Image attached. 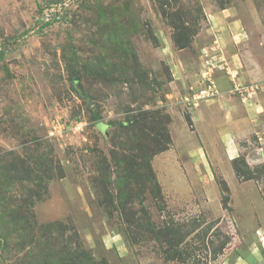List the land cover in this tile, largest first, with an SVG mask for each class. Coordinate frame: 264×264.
<instances>
[{"label":"rangeland","instance_id":"1","mask_svg":"<svg viewBox=\"0 0 264 264\" xmlns=\"http://www.w3.org/2000/svg\"><path fill=\"white\" fill-rule=\"evenodd\" d=\"M263 72L264 0H0V264L41 259L51 224L55 250L76 234L89 264H264V116H237L230 153L227 118L205 138L184 103L206 77L221 93L195 108H251ZM235 84L257 89L243 100ZM153 114L169 145L129 195L115 179L136 150L117 123ZM44 156L51 170L2 174Z\"/></svg>","mask_w":264,"mask_h":264},{"label":"trees","instance_id":"2","mask_svg":"<svg viewBox=\"0 0 264 264\" xmlns=\"http://www.w3.org/2000/svg\"><path fill=\"white\" fill-rule=\"evenodd\" d=\"M174 17L176 16H172V18ZM182 24L183 23L176 24L174 22L177 33H174L171 36L173 44L180 49L186 47L190 42V39L188 37V34H190V30H188V28H186ZM138 77L141 78L140 75H138ZM158 115L155 116L153 114L152 116H136V118L134 116H131L127 118L125 123L124 121H120L119 123H117V125H119L121 129H123V132L128 138L127 141L131 142L132 145L134 144L133 149L136 150V156L134 157V159H132L131 156H126L125 154V157H123L124 160H130L133 163L130 164L129 168H126V170H124L123 168L121 170H118L115 179L116 182L117 180L126 181L125 189L127 190V194L129 195L133 187L139 186L143 183V180H137V178L141 177V175H138L140 173V169H142V173L143 175H145L144 178L146 180H148V176H151L153 180L155 175L150 168L149 157L156 152L163 151L169 145V136L164 125L165 121H167L168 118L166 119L165 116ZM99 124L97 125L100 127L101 125ZM164 139L165 141L161 142ZM131 148L132 146L128 145L124 148V150H131ZM30 160L31 159L28 160V158L15 157L14 160L8 165L9 168H2L4 169L2 171V174L5 175V171L9 172V170H12V172H19L21 173L20 175L23 176H33L36 175V173H38V175L39 173H41V167L51 170V166H49L50 163L46 156L42 158L40 157V159H38L39 161H36L37 159H34L33 162L30 163ZM146 170L149 171L150 175L146 174ZM38 175L36 177H38ZM20 210H22V206L19 207L17 211H15V209H13V211H10L7 223L10 222V224L12 225L14 223L18 224V222L21 221L23 217L21 218V216L18 215L20 217L15 219L14 215L18 212L21 213ZM54 225L55 224H51L47 227L43 226V229L41 228V230H43L44 232V234L41 236V239L43 237L45 239L41 245L44 250V254L42 252L40 254L41 259L38 258L34 262L32 261L29 263L27 261H24L23 264H89L90 262L88 259V255L78 241L76 234H72V251H70V246L66 243V241L59 246V250H55L56 245H58L57 243H59L61 240L58 239L55 242L54 239H52L51 232L59 231V228L53 227ZM37 240L39 239L37 238L36 241Z\"/></svg>","mask_w":264,"mask_h":264},{"label":"crops","instance_id":"3","mask_svg":"<svg viewBox=\"0 0 264 264\" xmlns=\"http://www.w3.org/2000/svg\"><path fill=\"white\" fill-rule=\"evenodd\" d=\"M254 66H255L254 69L256 70V72L259 71L260 67L258 68L255 64ZM263 75H264V72L262 73V76H260L259 80H262ZM225 83L227 84V82ZM259 83L262 84L261 86L263 87H261L262 89L260 93L252 101L251 108L240 104L237 100H233V99L222 100L221 96L217 97L218 100L216 101H213L210 103L209 102L200 103V106L197 108L193 106L190 110L192 112L191 116H200V117L202 116L201 135L205 138H209L210 135H213L214 132L209 131V127L212 126V123H211V121H213V118H211L212 116H225L227 118L226 121L228 122L229 130H227L226 133L224 134L225 135L224 139H226L231 144V145H228V147H230V153H233L235 148L233 147L231 140H233L234 136H237L239 133H242L240 127H246V125L243 124L244 117L238 118L237 116H248L249 118L250 116H258V114H260L261 116H264V81L263 83L262 81H260ZM217 86H219L220 88L222 87L219 84ZM227 86L222 89L227 88ZM260 108H262V112L258 113L260 111L259 110ZM254 113L256 114L254 115ZM203 116H210V118L206 120ZM228 132H229V135H227ZM225 143L226 145L228 144L227 142Z\"/></svg>","mask_w":264,"mask_h":264},{"label":"built area","instance_id":"4","mask_svg":"<svg viewBox=\"0 0 264 264\" xmlns=\"http://www.w3.org/2000/svg\"><path fill=\"white\" fill-rule=\"evenodd\" d=\"M190 89H191L192 96L190 98L185 96L184 98V101H185L184 103L187 104L189 109L195 106L196 101L202 98H207L208 96L214 97L219 94V91L217 90L213 80H211L210 78H206V77L202 79L201 86L199 88H197L196 90H194L193 88H190ZM254 89L255 91L257 89V87L254 85H251V87H248L244 85L241 86V84H235L232 86L230 90L240 95V97L243 100H246V99H250L251 95H253L252 92H254Z\"/></svg>","mask_w":264,"mask_h":264}]
</instances>
